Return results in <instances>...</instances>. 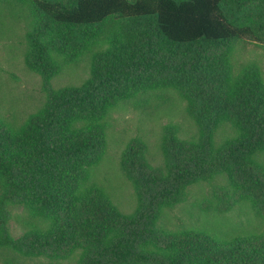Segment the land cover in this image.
I'll list each match as a JSON object with an SVG mask.
<instances>
[{"label":"trees","instance_id":"1","mask_svg":"<svg viewBox=\"0 0 264 264\" xmlns=\"http://www.w3.org/2000/svg\"><path fill=\"white\" fill-rule=\"evenodd\" d=\"M228 1L26 0L38 15L25 33L26 60L42 78L46 98L19 131L0 122V249L75 245V264H264L260 235L176 234L160 223L165 210L185 201L190 186L221 177L230 180V190L223 188L206 210L228 211L243 196L264 210V168L254 159L264 151V82L255 65L231 78L229 58L234 43L261 40L223 13ZM86 56L84 84L53 87L55 75ZM155 79L195 90L188 101L202 137L186 142L168 130L162 167L133 140L121 169L138 204L124 214L86 190L88 171L105 150L98 120ZM82 121L91 124L76 128ZM225 122L236 135L215 145L211 138ZM16 206L65 219L53 234L16 241L8 227Z\"/></svg>","mask_w":264,"mask_h":264},{"label":"rangeland","instance_id":"2","mask_svg":"<svg viewBox=\"0 0 264 264\" xmlns=\"http://www.w3.org/2000/svg\"><path fill=\"white\" fill-rule=\"evenodd\" d=\"M33 0H31L32 2ZM63 2L66 0H40ZM223 13L231 20L249 25L260 42L243 39L233 44L229 58L231 78L244 68L255 65L264 82V0H245L241 5L229 0ZM38 15L26 0H0V122L11 132L19 131L45 102L42 78L27 64L26 30L36 24ZM91 58L64 67L51 83L54 88L77 87L90 77ZM155 79L119 101L111 111L98 120L106 137L100 161L92 166L86 178L87 192L108 199L122 213H132L138 204L133 184L121 169V161L129 144L139 140L145 145L148 161L163 166V138L173 130L186 142L201 139V130L188 101L193 90ZM91 124L82 121V127ZM236 135L234 126L225 122L212 136L220 145ZM254 159L264 168V151ZM226 177L189 187L184 202L162 213L160 223L176 234L189 231L207 232L228 239L237 235H260L264 238V210L254 206L246 197L230 210L209 211L207 203L215 204L216 195L230 187ZM216 188V189H215ZM229 189V188H228ZM230 190V189H229ZM65 215L57 212H36L16 206L9 210V232L16 241L33 235L55 233V227ZM78 246L38 249L33 243L23 245L22 252L0 249V264H75Z\"/></svg>","mask_w":264,"mask_h":264}]
</instances>
